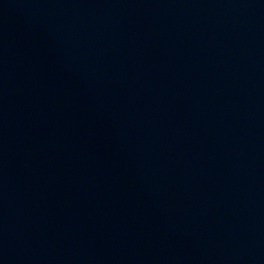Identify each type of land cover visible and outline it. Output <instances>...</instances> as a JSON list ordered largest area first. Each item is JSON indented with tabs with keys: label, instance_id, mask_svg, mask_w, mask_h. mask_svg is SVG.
Here are the masks:
<instances>
[{
	"label": "water",
	"instance_id": "95a60500",
	"mask_svg": "<svg viewBox=\"0 0 264 264\" xmlns=\"http://www.w3.org/2000/svg\"><path fill=\"white\" fill-rule=\"evenodd\" d=\"M0 264H264V0H0Z\"/></svg>",
	"mask_w": 264,
	"mask_h": 264
}]
</instances>
